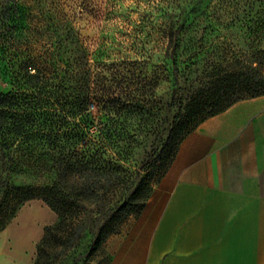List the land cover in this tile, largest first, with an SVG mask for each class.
Wrapping results in <instances>:
<instances>
[{"label":"trees","instance_id":"trees-1","mask_svg":"<svg viewBox=\"0 0 264 264\" xmlns=\"http://www.w3.org/2000/svg\"><path fill=\"white\" fill-rule=\"evenodd\" d=\"M6 2L8 33L15 38L29 25L25 14L20 22L18 2ZM203 18L208 22L211 14L204 12ZM193 27L185 22L170 25L169 48L175 57ZM200 31L194 56H209L216 30L206 24ZM250 46L247 66L239 65L236 57L208 61L215 69V84L197 104L224 103L207 116L238 99L264 94V43L253 40ZM72 49L63 38L53 43L43 61L30 53L8 55L5 75L12 88L0 92V165L17 169L22 162L15 152L20 150L27 163L50 173V180L41 184L18 186L0 179V232L30 200H43L58 214V222L46 227L38 243L35 264H53L56 247L74 245L86 231L91 234L89 254L119 233L131 216L143 211L183 137L207 117L197 119L200 107L192 106L193 124L169 126L163 144L139 160L138 138L147 127L132 118L152 110L148 96L154 83L148 76L133 77L127 64L100 61L92 70L82 57L76 66ZM173 62L177 67L176 58ZM236 90L250 94L226 100Z\"/></svg>","mask_w":264,"mask_h":264},{"label":"rangeland","instance_id":"rangeland-1","mask_svg":"<svg viewBox=\"0 0 264 264\" xmlns=\"http://www.w3.org/2000/svg\"><path fill=\"white\" fill-rule=\"evenodd\" d=\"M6 1L0 0V92L12 88L5 75L8 55L30 53L43 61L53 43L63 38L72 44L76 66L82 57L92 70L100 61L122 67L127 64L133 77L148 76L154 83L148 96L152 110L132 118L137 125L147 127L138 138L139 160L163 144L169 126L177 122H188V127L193 124L195 120L189 122L192 106L200 107L197 119H201L215 111L221 105L218 103H224L197 104L215 84V69L208 61L236 57L239 65L247 66L252 59V41L264 43V0H16L20 22L25 14L29 27L15 38L8 33ZM204 12L211 14L208 22ZM172 22L176 26L192 23L195 29L185 37L176 57L169 48ZM206 24L216 30L211 54L194 56L200 46L198 30ZM249 94L231 91L226 100ZM15 158L21 165L14 170L0 165V179L18 186L50 180L49 172L34 167L33 161L26 162L29 158L25 152L17 150ZM2 196L0 193V203ZM57 222L58 214L43 200L27 201L0 232V243H6L16 254L14 264H35L46 227ZM90 241L91 234L86 231L74 245L56 247L53 264H106L110 259L106 247L89 254Z\"/></svg>","mask_w":264,"mask_h":264},{"label":"crops","instance_id":"crops-1","mask_svg":"<svg viewBox=\"0 0 264 264\" xmlns=\"http://www.w3.org/2000/svg\"><path fill=\"white\" fill-rule=\"evenodd\" d=\"M106 264H264V94L207 116L181 140ZM16 254L0 243V264Z\"/></svg>","mask_w":264,"mask_h":264}]
</instances>
